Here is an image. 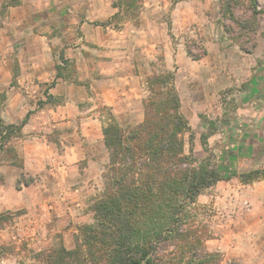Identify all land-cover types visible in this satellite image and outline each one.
<instances>
[{"label": "rangeland", "instance_id": "rangeland-1", "mask_svg": "<svg viewBox=\"0 0 264 264\" xmlns=\"http://www.w3.org/2000/svg\"><path fill=\"white\" fill-rule=\"evenodd\" d=\"M85 1L59 0V3L71 8L67 13L86 20ZM136 1L137 6L130 7V15L114 17L119 11L115 0H92V22L103 27L110 25L105 31L115 40L122 35V30L130 37L135 36L136 62L141 76L139 96L131 90L127 98L117 92L112 97L114 104H110L113 100L106 99L111 97L109 88L124 87L119 81H111L119 69L118 46L87 42V47L94 50L115 51L109 57L111 62L105 64L103 72L102 66H97L91 77L80 79L77 61L70 58L74 60L76 73L65 69L64 74L69 78H61L73 84V90L68 95H54V102L41 104L47 99L45 89L51 81L42 85L38 80L26 78L22 84L26 75L23 65L29 62L18 56L23 41L18 31L23 25L17 23L25 14L22 0H0V116L6 122L17 123L30 115L24 125L27 132L23 131L22 136L11 142L23 158L24 168L9 162L8 152L2 155L0 212L9 218L0 223V264H44L39 259L41 251L62 245L75 246L80 226L94 222L92 204L105 192L104 172L109 152L103 126L108 121L109 109L124 127L139 124L145 116L144 101L150 95L147 79L154 72L173 70L176 73V85L185 107L182 111L196 135L192 145L186 134L185 152L190 153L193 147L197 162L211 158L216 167L229 163L221 155L232 149V141L213 134L236 109L239 99L236 91L228 88L219 93L218 99L212 93H205L195 80L201 67L197 59L208 49L218 50L214 46L220 44L229 51L237 48L245 53H262L264 60V0ZM63 30L54 27L51 35L63 34ZM12 31L15 34L9 35ZM76 33L83 32L77 27ZM59 47H55V66L64 53ZM94 56L95 61L99 60L100 56ZM94 64L91 62L90 69L96 66ZM73 77L88 84H78ZM78 87L84 90L79 91ZM68 100L72 105L64 112L63 107L58 106ZM218 102L222 103L218 115L217 112L197 114L198 109H213ZM64 113L72 120L70 124L63 122L68 119L61 118ZM210 122L214 124L207 151L201 136L208 131ZM20 142L28 143L26 148L21 146L19 150ZM22 174L23 178H34V181L18 187ZM216 189L215 184L205 189L190 209L197 224L205 223L210 230L207 248L221 253L220 264H264L263 224L249 219L250 201L242 204L243 214L236 219L220 217L216 215L218 209L214 204ZM223 222L224 225H220ZM250 226L254 229L252 234Z\"/></svg>", "mask_w": 264, "mask_h": 264}, {"label": "trees", "instance_id": "trees-1", "mask_svg": "<svg viewBox=\"0 0 264 264\" xmlns=\"http://www.w3.org/2000/svg\"><path fill=\"white\" fill-rule=\"evenodd\" d=\"M136 2L115 0L119 11L114 17L130 15ZM56 68L57 77L68 79L65 69L76 73L74 60L64 53ZM72 80L88 84L78 77ZM147 83L150 95L144 101L145 116L139 124L124 127L109 109L103 126L109 162L104 172L105 192L92 204L94 222L80 226L73 248L62 245L41 251L39 259L44 264H220L221 253L206 246L208 226L197 224L190 209L199 195L219 180L236 176L250 183L264 178V167L224 172L211 158L197 162L193 147L190 153L185 152L186 134L192 145L196 135L182 111L176 73L154 72ZM45 93L47 99L41 104L56 100ZM29 118L28 113L20 122L9 123L0 116V165L2 155L8 152L9 162L24 168V160L11 142L22 136ZM213 124L210 122L201 136L207 151ZM23 177L18 187L34 181ZM8 218L0 212V223Z\"/></svg>", "mask_w": 264, "mask_h": 264}, {"label": "crops", "instance_id": "crops-1", "mask_svg": "<svg viewBox=\"0 0 264 264\" xmlns=\"http://www.w3.org/2000/svg\"><path fill=\"white\" fill-rule=\"evenodd\" d=\"M41 2L40 0H22L21 6L25 8V14L20 17L17 23L23 25L22 30L18 31L23 40L18 56L20 59L29 61L27 65H23V71L26 75L22 84L25 83L26 78L38 80L43 83L42 85H51L45 89L49 93L68 95L73 90L74 85L67 84L61 77H57L55 47L60 46L59 48L64 49L66 57L76 59L80 79H83L91 77L97 66H102L101 72H103L105 64L111 62L109 60L110 55L115 52L106 48L94 50L87 47V42H94L102 46H118V61L116 63L119 69L116 78L111 81L113 83L119 81L120 86L123 85L124 87L119 89L120 91L114 86L109 88L108 95L111 97L107 96L106 99L113 100L110 104H114L112 97L117 92L124 94L127 98L131 90L139 96L141 76L137 68L136 53L138 54V51L135 53L137 44L134 43V35L130 37L126 30H122L120 31L122 35L115 40L109 31H105L106 29L109 30L110 25L103 27L101 24L93 23L92 0L85 1L84 9H86L85 12L88 11L86 20L85 18L81 20L82 16L67 13V9L70 10L71 8L59 3V0ZM54 27L63 28V34L52 36L51 29ZM77 27L83 32L80 35L76 33ZM11 34H15V32L12 31L9 35ZM216 46L214 49L218 48V50L211 51L208 49L207 53L197 59L201 67L195 80L202 86L205 93H212L217 99L219 93L227 88L236 91L235 95L239 99L236 109L228 115L224 125L220 126L213 134L224 140L230 139L232 141L230 144L232 149L228 150L229 152L225 150L221 155L224 160L228 159L229 163H224V165L222 163L218 168L224 172L227 170L243 172L264 167L263 54L245 53L237 48H232L229 51V49H222L220 44ZM94 54L100 56L99 60L95 61ZM91 62L96 65L92 69H90ZM50 81L51 84H46ZM78 89L79 91L84 90L82 87H78ZM71 105V100H68L66 104H60L58 107H63L62 111L65 112ZM184 108L182 99L183 111ZM220 111H222V103L218 102L213 109H198L197 114L217 112L218 115ZM63 117H67L65 113L61 116V118ZM63 122L70 124L72 120L70 118L63 119ZM26 128L27 125L23 127L24 133L27 132ZM24 144L20 142L17 145L18 149L20 150L21 146L26 148L28 143L25 142ZM25 153L24 156L26 157ZM27 160L26 158V164ZM215 186L217 192L214 204L218 209L216 215L226 219L233 217L236 219L243 214L241 212L242 204H247L249 200L252 205L250 208L252 213L249 219L261 221L264 229V178L243 183L235 176L230 179L219 180ZM220 225H224V222ZM248 229L252 234L254 231L252 226Z\"/></svg>", "mask_w": 264, "mask_h": 264}]
</instances>
